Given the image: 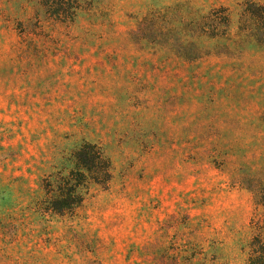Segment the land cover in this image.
<instances>
[{"label": "rangeland", "instance_id": "374dc122", "mask_svg": "<svg viewBox=\"0 0 264 264\" xmlns=\"http://www.w3.org/2000/svg\"><path fill=\"white\" fill-rule=\"evenodd\" d=\"M79 4L60 22L0 0V264H247L264 211V0ZM84 143L109 183L44 211L45 180L76 171Z\"/></svg>", "mask_w": 264, "mask_h": 264}, {"label": "trees", "instance_id": "16d2710c", "mask_svg": "<svg viewBox=\"0 0 264 264\" xmlns=\"http://www.w3.org/2000/svg\"><path fill=\"white\" fill-rule=\"evenodd\" d=\"M40 5L53 19L65 22L72 21L81 5L79 0H39ZM223 21L218 22L227 29L229 15L224 8H220ZM254 16H259L254 13ZM217 19V21H218ZM226 32L207 34L208 37L224 36ZM76 171L67 176H57L45 180L43 188L44 197L40 205L46 212L58 215L72 213L84 200V189L91 184L106 188L111 179V162L105 152L96 144L84 143L75 152ZM84 190V191H83ZM257 205L264 208V197L259 199ZM252 225L256 234L250 242V253L247 264H264V211L254 217Z\"/></svg>", "mask_w": 264, "mask_h": 264}]
</instances>
